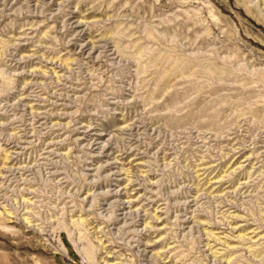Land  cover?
Wrapping results in <instances>:
<instances>
[{
    "label": "rangeland",
    "instance_id": "rangeland-1",
    "mask_svg": "<svg viewBox=\"0 0 264 264\" xmlns=\"http://www.w3.org/2000/svg\"><path fill=\"white\" fill-rule=\"evenodd\" d=\"M64 227L264 264V0H0V264H86Z\"/></svg>",
    "mask_w": 264,
    "mask_h": 264
},
{
    "label": "bare ground",
    "instance_id": "bare-ground-1",
    "mask_svg": "<svg viewBox=\"0 0 264 264\" xmlns=\"http://www.w3.org/2000/svg\"><path fill=\"white\" fill-rule=\"evenodd\" d=\"M5 159H6V157H5ZM10 217H12V216H10ZM22 219H24L26 221V224L28 223L27 221H29L27 219V217L26 218L24 217ZM2 228H3V230H5L7 232H13L14 231V228L9 227V226H2ZM64 229L66 230V233H68L71 245L77 250V252L83 258V260L85 261L86 264H101V263L97 262L95 259V255H94L95 250H93L94 249L93 245H90V243L88 245L81 244V242H82L81 240L84 238L83 235L81 234V232H79L78 230L75 232L74 229H72L71 227H69V228L64 227ZM64 246L62 245V243L59 244V249L55 251V254L56 253L60 254V255L62 254L64 257H68V255L66 253L67 250H66V248H64ZM57 247H58V245H57Z\"/></svg>",
    "mask_w": 264,
    "mask_h": 264
},
{
    "label": "crops",
    "instance_id": "crops-1",
    "mask_svg": "<svg viewBox=\"0 0 264 264\" xmlns=\"http://www.w3.org/2000/svg\"><path fill=\"white\" fill-rule=\"evenodd\" d=\"M64 245H65V244H64ZM65 248H66V250H67V252H66V253H67V255H68V252H69V250H68V248L66 247V245H65Z\"/></svg>",
    "mask_w": 264,
    "mask_h": 264
}]
</instances>
